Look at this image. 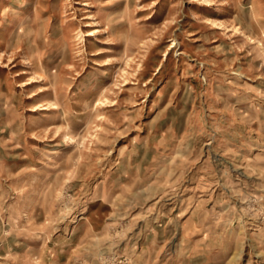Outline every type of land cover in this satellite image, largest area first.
<instances>
[{"label":"rangeland","instance_id":"rangeland-1","mask_svg":"<svg viewBox=\"0 0 264 264\" xmlns=\"http://www.w3.org/2000/svg\"><path fill=\"white\" fill-rule=\"evenodd\" d=\"M0 264H264V0H0Z\"/></svg>","mask_w":264,"mask_h":264},{"label":"bare ground","instance_id":"bare-ground-1","mask_svg":"<svg viewBox=\"0 0 264 264\" xmlns=\"http://www.w3.org/2000/svg\"><path fill=\"white\" fill-rule=\"evenodd\" d=\"M87 34H90V33H87Z\"/></svg>","mask_w":264,"mask_h":264}]
</instances>
